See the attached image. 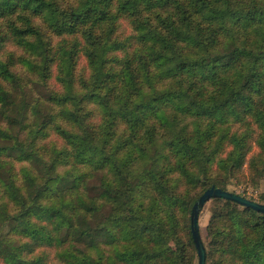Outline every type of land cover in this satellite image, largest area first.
<instances>
[{
	"label": "trees",
	"instance_id": "16d2710c",
	"mask_svg": "<svg viewBox=\"0 0 264 264\" xmlns=\"http://www.w3.org/2000/svg\"><path fill=\"white\" fill-rule=\"evenodd\" d=\"M243 179L264 0H0V264H194V203ZM208 204L206 264H264V213Z\"/></svg>",
	"mask_w": 264,
	"mask_h": 264
},
{
	"label": "water",
	"instance_id": "95a60500",
	"mask_svg": "<svg viewBox=\"0 0 264 264\" xmlns=\"http://www.w3.org/2000/svg\"><path fill=\"white\" fill-rule=\"evenodd\" d=\"M212 198L231 200L242 206L264 213V203L262 202L220 187L212 186L208 188L194 203L191 211V232L197 249L198 264H206V247L200 230V215L206 203Z\"/></svg>",
	"mask_w": 264,
	"mask_h": 264
},
{
	"label": "rangeland",
	"instance_id": "374dc122",
	"mask_svg": "<svg viewBox=\"0 0 264 264\" xmlns=\"http://www.w3.org/2000/svg\"><path fill=\"white\" fill-rule=\"evenodd\" d=\"M229 149V148H227ZM226 149V150H227ZM253 151H257V148L254 147ZM245 176H248V168L245 167L244 171ZM230 191L236 192L241 195H246L247 197H254V199H258L262 188H264V184L261 183L259 186H256L252 182L248 181L247 179H243L242 181H234L232 184L228 186ZM210 204L204 207L203 211L200 215V228L201 233L204 238H206V227L209 223L210 218ZM194 264H198V258L195 259Z\"/></svg>",
	"mask_w": 264,
	"mask_h": 264
},
{
	"label": "built area",
	"instance_id": "2783aa9c",
	"mask_svg": "<svg viewBox=\"0 0 264 264\" xmlns=\"http://www.w3.org/2000/svg\"><path fill=\"white\" fill-rule=\"evenodd\" d=\"M247 197V196H246ZM249 198H251V197H249ZM253 199V198H252Z\"/></svg>",
	"mask_w": 264,
	"mask_h": 264
}]
</instances>
